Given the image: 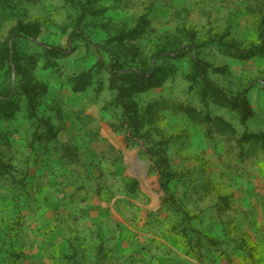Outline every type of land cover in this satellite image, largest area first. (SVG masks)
Segmentation results:
<instances>
[{
	"label": "rangeland",
	"instance_id": "374dc122",
	"mask_svg": "<svg viewBox=\"0 0 264 264\" xmlns=\"http://www.w3.org/2000/svg\"><path fill=\"white\" fill-rule=\"evenodd\" d=\"M158 68V81L131 80L142 85L120 107L119 76ZM2 100L13 107L0 110V264H35L5 244L29 236L26 182L31 197L54 177L87 191L86 152L103 133L126 151L113 155L121 177L105 187V232L89 245L72 231L51 264L252 262L264 240V148L243 136L264 132V0H0ZM133 194L142 216L130 215Z\"/></svg>",
	"mask_w": 264,
	"mask_h": 264
},
{
	"label": "crops",
	"instance_id": "0c3cea01",
	"mask_svg": "<svg viewBox=\"0 0 264 264\" xmlns=\"http://www.w3.org/2000/svg\"><path fill=\"white\" fill-rule=\"evenodd\" d=\"M101 136L103 138L101 143L90 145L86 152L85 161L94 179L91 187L87 188L89 194L86 196L87 191L77 187L61 189L56 184L60 182L56 177L52 179V183L40 181L38 194L27 202V210L32 214L27 218L30 225L29 236L24 238L25 243H8V246L18 249V245H23L35 264H51L50 257L60 250V246L63 248L68 244L72 231L76 235L80 232L77 236H83L89 245L97 242L96 235L100 231L105 232V187L115 191L120 184L118 179L121 177V169L112 163L113 155L122 152L126 159L124 148L118 147L111 139L105 137V133ZM116 140L119 143L122 141L120 137ZM98 188L104 190L100 195L95 192ZM140 200V195L136 194L129 199L133 203V208L130 209L131 216L143 215L142 210L138 208L141 205ZM35 213L37 220L31 219ZM252 247L255 249L254 256L252 262L246 261L247 264H264L263 237L257 243H252ZM245 258H248L247 255L242 256V259Z\"/></svg>",
	"mask_w": 264,
	"mask_h": 264
},
{
	"label": "trees",
	"instance_id": "16d2710c",
	"mask_svg": "<svg viewBox=\"0 0 264 264\" xmlns=\"http://www.w3.org/2000/svg\"><path fill=\"white\" fill-rule=\"evenodd\" d=\"M222 52L226 55H229V54H235V55H243L244 53H241V52H238V51H235L232 46L230 45H223L222 46ZM161 69H157L155 70L152 74L151 73H148V74H151L150 77H145V76H137V75H134L132 76L131 74L129 73H124L122 74L121 76V87L118 89L119 90V93L117 95V101L119 100V106L120 107H126L125 103L123 100L129 98V96L135 92L141 85L140 84H137V83H132V79L134 80H137V79H141L142 81L144 80H148V78H150L149 81H158V76L162 74V72H160ZM24 72V71H22ZM146 74V73H144ZM136 82V81H134ZM213 94L216 96V97H219V94L217 92H213ZM120 98H123V99H120ZM13 101H5V100H2L0 101V110L1 109H4L5 107H7V105L11 104L12 105ZM168 104L169 102L166 101V100H162L161 102H158V101H154L153 103H150L149 106H148V109L147 111H150L153 109L154 106H159L160 104ZM13 107V105H12ZM174 110L176 112H184L186 113L187 115H189L191 118L197 120V121H200V120H203L201 119V115L196 111V109L194 108H191V107H187V106H184V105H174ZM6 110V109H5ZM125 115V114H123ZM214 120H216V123H217V126L219 127V129L221 130L222 133H235V130L233 128L230 127V125H228L227 123L223 122L221 118H218V117H215ZM143 122V121H141ZM141 122L139 120L136 121V123H131L132 124V128H133V131H132V135H136L137 133V130H139L140 126H142ZM125 123V122H124ZM46 131L48 132H51L49 130V128L45 127ZM116 133H119V131L116 130ZM126 134V133H125ZM131 134V133H130ZM132 137V136H130ZM133 138V137H132ZM136 140V142H134V145L135 146H141V144H139L140 142L137 140V139H134ZM243 142L245 143H251L253 146H255V149H258V148H264V132L263 133H258V134H245L243 136ZM146 144V143H144ZM64 154L65 155H71L73 153V148H68V147H65L64 148ZM26 185H27V190L28 191H25L26 193V196H25V200L26 203L29 201V199L31 198V188H33L31 186V182L28 181L26 182ZM38 185V184H37ZM35 190V189H34ZM165 201L169 202V200H166ZM197 236L200 237L199 233H197ZM200 240V239H199ZM7 246L8 244L5 243ZM10 247V246H8ZM15 249V248H14ZM17 250V252L11 250L10 252L13 251L14 254H19L21 257L23 256V252L25 251L24 250V246L23 245H18V249H15Z\"/></svg>",
	"mask_w": 264,
	"mask_h": 264
}]
</instances>
